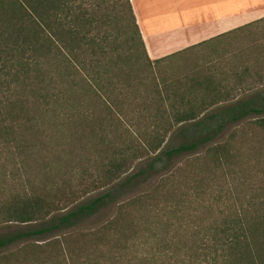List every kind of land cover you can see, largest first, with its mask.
<instances>
[{"label": "trees", "instance_id": "1", "mask_svg": "<svg viewBox=\"0 0 264 264\" xmlns=\"http://www.w3.org/2000/svg\"><path fill=\"white\" fill-rule=\"evenodd\" d=\"M87 1L0 0V162L31 153L40 120L62 109L69 118L76 110L89 145L80 186L0 198V225L26 226L0 237V264H264V90L230 98L198 67L174 83L158 77L178 55L255 38L264 18L152 61L130 0H110L104 14L103 1ZM255 51L260 67L221 76L263 81L264 46ZM171 135L179 142L163 149ZM93 190L101 192L70 208ZM113 208L101 226L82 229Z\"/></svg>", "mask_w": 264, "mask_h": 264}, {"label": "rangeland", "instance_id": "2", "mask_svg": "<svg viewBox=\"0 0 264 264\" xmlns=\"http://www.w3.org/2000/svg\"><path fill=\"white\" fill-rule=\"evenodd\" d=\"M89 1H87V4L90 3ZM101 1L104 2L102 4L101 14H104L107 7H110L111 2L110 0ZM259 1L261 0H251L253 5H258ZM121 5L122 3L118 2L117 7L114 8V17L122 10ZM245 5L244 1L234 4L233 6L224 4L223 13L242 9ZM116 23H118L119 26V21ZM255 33V38L251 35H244L241 36V38H227L211 46L199 47L194 51L178 55L159 66V73L157 71L158 77L160 80L166 81L167 83H174L178 77H182V75L186 74L190 75L192 71L195 72V69L198 67L202 71L205 69L212 70V74L221 82V85L224 86L225 89L223 92L230 93V98H245L253 91L255 92V90L256 92H262L264 90V80L257 81L254 78L243 77V81L238 83L235 77L234 79L230 76L231 74L234 76V72L241 75L243 72L241 69L244 68L245 64L260 67L259 63H255L257 56L253 58H251V56L255 54L256 48L264 46V28H258ZM122 39L123 38H121V40ZM121 43L122 42L118 43L119 48ZM124 48L123 46L121 50H124ZM222 71L223 73L229 72L230 75L222 77ZM236 86L238 89L236 91H231V88L235 89ZM233 102H235V100ZM233 102H228V104H233ZM79 104L80 106L86 105V103L83 102ZM75 111L76 110L73 111L71 118L67 116L68 112L63 109L56 112L58 113L56 116H49L48 113L39 122L37 139H30V147H35V149H31V153L26 154L22 158H16L12 163H7L8 158L6 160L2 158L0 162V198L3 195L8 197L10 192H25L30 195L54 194L64 189L65 186H80L79 168L81 166H88V164L83 161L85 160V154L87 155L86 151L89 149V145L87 144L85 148L82 127L80 126ZM262 116L264 117V114H262ZM249 121L252 122L253 119ZM248 126L249 124H246V130H248V132L252 131L251 126L250 129ZM226 136L227 134H225V136L221 135L220 139L224 140ZM177 138L178 135L168 136L163 149L176 145L179 142ZM244 138L248 139L249 137ZM240 144L244 147V150H250L249 143L247 144V142L244 141L240 142ZM247 161H249L247 164L250 166L257 165L256 160L248 158ZM145 163V160L136 162L129 174L136 173L145 166ZM157 180L158 179H152L142 184L134 195L148 191L156 184ZM99 192L101 191L93 190L86 195H80V198L70 208L97 196ZM259 201H264V199H260ZM115 211V208H113L103 212L87 222L82 229L87 230L101 226L115 214ZM65 212L66 211H64V213ZM64 213L56 212L54 216H60ZM33 226L36 225H31V227ZM25 228V225L15 223L2 224L0 225V237L10 235L19 230H24ZM18 246V244L12 245L8 247L5 252L12 251Z\"/></svg>", "mask_w": 264, "mask_h": 264}, {"label": "crops", "instance_id": "3", "mask_svg": "<svg viewBox=\"0 0 264 264\" xmlns=\"http://www.w3.org/2000/svg\"><path fill=\"white\" fill-rule=\"evenodd\" d=\"M245 2L223 13L224 4ZM140 34L152 61L210 42L222 34L264 18V1L130 0ZM154 22V23H152Z\"/></svg>", "mask_w": 264, "mask_h": 264}]
</instances>
